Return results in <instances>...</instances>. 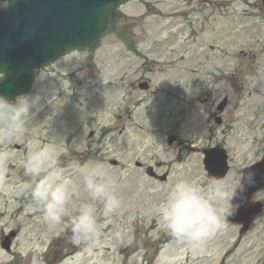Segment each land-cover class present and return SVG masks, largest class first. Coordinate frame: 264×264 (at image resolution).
Segmentation results:
<instances>
[{"label": "rangeland", "instance_id": "374dc122", "mask_svg": "<svg viewBox=\"0 0 264 264\" xmlns=\"http://www.w3.org/2000/svg\"><path fill=\"white\" fill-rule=\"evenodd\" d=\"M190 1L145 0L123 6L117 29L95 52H73L37 71L31 94L10 102H25L29 119L14 143L0 144V152L13 154L6 166L13 170H0V243L16 222L23 225L10 252L0 245L1 264H62L77 251L65 236L66 227L50 228L44 223L42 213L22 188L29 181L21 161L32 138L41 144L54 137L60 140V164L73 178L77 176L73 162L89 161L84 147L93 142L91 154L105 157L103 163L122 184L123 211L105 226L108 240L93 264L95 260L102 264H158L170 239L150 209L163 200L178 172L206 184L201 149L216 143L224 147L230 170L221 181L229 184L239 179L241 168L264 154V20L248 19L243 12L247 7L264 14L261 1L198 0L201 13L195 28L179 29L185 22L179 11ZM118 27L124 31L118 34ZM173 29L177 31L169 33ZM128 39H140L137 47L142 57L129 49ZM154 39L157 43L151 44ZM211 70L222 71L217 76L222 77L220 81L201 77ZM206 79H210L207 85L203 84ZM144 80L149 81V89L142 91L137 86ZM111 83L113 86L103 87ZM170 83L173 90L187 89L174 107V112L183 109L180 116L167 119L165 114L176 100L163 94L161 87ZM199 89L209 92L199 99H207L210 105L200 100L186 103ZM71 91L79 94L70 96ZM229 93L228 106L220 111L218 102ZM128 106L133 110L129 112ZM217 116L221 123L216 125ZM77 128L79 133L70 140V132ZM170 129L182 142L167 144ZM93 130L94 137L89 139ZM101 135L102 142L96 143ZM191 143L195 150L188 148ZM111 158L123 165H110ZM136 161L154 166L160 174L168 172L167 180L148 177L145 167L135 166ZM159 162L165 164L158 167ZM257 194L264 202V189ZM85 199L86 193L81 191L73 206ZM225 223L226 228L200 252L172 249V264H264V215L242 236L238 226ZM117 246L122 247L118 250ZM225 251L230 254L221 261ZM63 254L66 256L61 258Z\"/></svg>", "mask_w": 264, "mask_h": 264}, {"label": "clouds", "instance_id": "9594fccd", "mask_svg": "<svg viewBox=\"0 0 264 264\" xmlns=\"http://www.w3.org/2000/svg\"><path fill=\"white\" fill-rule=\"evenodd\" d=\"M28 112L25 102L13 104L0 96V144L14 143L22 135ZM59 143L55 137L47 144L35 138L28 140L21 166L29 182L22 188L42 213L44 223L50 228L66 227L77 251L62 264H93L108 240L105 226L123 211L122 184L100 161L76 160L72 167L77 176H69L60 164ZM12 158V153L0 152V170L6 173L7 162ZM255 183L256 173L250 170L241 172L235 183L209 177L203 185L178 172L163 200L150 209L170 239V247L165 249L158 264H172V249L202 251L226 228V218L235 215L247 189ZM81 191L86 193V199L73 206ZM95 264L102 261L95 260Z\"/></svg>", "mask_w": 264, "mask_h": 264}, {"label": "water", "instance_id": "95a60500", "mask_svg": "<svg viewBox=\"0 0 264 264\" xmlns=\"http://www.w3.org/2000/svg\"><path fill=\"white\" fill-rule=\"evenodd\" d=\"M126 1L98 0L95 5H101L102 9L89 8L86 25L79 33L72 31L70 21V9L74 12L78 7L73 0H14L8 9L0 10V72L9 76L0 80V96L9 99L27 91L34 66L75 47L81 42L79 39H89L85 43L98 39L109 24L113 7ZM96 28L102 31L97 32ZM206 154L209 176L218 179L225 176L228 170L226 154L218 149L206 151ZM248 170L256 173V183L247 189L235 215L228 217L230 222L243 225L241 233L247 232L254 218L262 213V205L250 199L264 187V159L245 171ZM9 242L10 239L5 241L6 248Z\"/></svg>", "mask_w": 264, "mask_h": 264}, {"label": "flooded vegetation", "instance_id": "af4514ba", "mask_svg": "<svg viewBox=\"0 0 264 264\" xmlns=\"http://www.w3.org/2000/svg\"><path fill=\"white\" fill-rule=\"evenodd\" d=\"M154 1H155V0H154ZM158 1H159V0H158ZM197 1H198V0H191L190 2H192V3L189 4V7L196 6ZM211 2H212L211 0L208 1V3H211ZM189 17H190V14H188L187 18H189Z\"/></svg>", "mask_w": 264, "mask_h": 264}]
</instances>
